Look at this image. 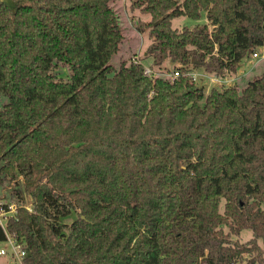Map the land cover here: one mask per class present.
<instances>
[{"label":"trees","instance_id":"obj_1","mask_svg":"<svg viewBox=\"0 0 264 264\" xmlns=\"http://www.w3.org/2000/svg\"><path fill=\"white\" fill-rule=\"evenodd\" d=\"M116 1L0 0V183L24 264H264V69L206 91L113 65ZM130 7L150 13L135 26L159 67L234 73L264 45V0ZM181 14L207 21L179 29Z\"/></svg>","mask_w":264,"mask_h":264},{"label":"rangeland","instance_id":"obj_2","mask_svg":"<svg viewBox=\"0 0 264 264\" xmlns=\"http://www.w3.org/2000/svg\"><path fill=\"white\" fill-rule=\"evenodd\" d=\"M131 0H117L114 2V7L116 11L119 13V23L121 27L123 28L124 36L122 41L120 42V48L119 50L113 54V57L111 58L110 62L114 65H119L120 59L126 58L129 59L134 54L138 55L140 59L146 64H150L155 70H162L165 71L166 69H171L173 66H171L168 59H165V62L161 65V67L157 66L152 61V56H147V47L152 40L151 36L149 35V27L145 26V30L141 31L138 27L135 26V24L140 23L144 24L147 23V21L150 19V13L143 12L139 8H131L130 7ZM206 16L203 15L200 19H193L187 15L181 14V16H176L172 18V26L178 27L179 29L182 27V25H188L192 26L194 24H197L198 22H204L206 21ZM144 26V25H143ZM211 28V26H210ZM262 46V45H261ZM261 46H258L256 48L257 56L252 57V53L250 56H247L242 61V64L237 68V70L234 73H237L238 69H242L246 72V74L254 68L253 72L250 75V78L247 79L244 83L242 81L243 78L238 84V80H236L235 84L238 85L239 88H242L250 80L256 75L263 71L264 69V50ZM252 57V58H251ZM256 65V67H255ZM207 71V70H206ZM209 72V71H208ZM228 75L233 76L234 73H231L230 71H226ZM211 73V72H209ZM225 73V71H224ZM244 74V75H246ZM166 75V74H165ZM164 75V76H165ZM243 75V76H244ZM242 77V76H241ZM240 78V77H239ZM238 78V79H239ZM202 84V81H198V85ZM206 89H208L206 87ZM5 96H2L0 98V102L4 99ZM6 181L0 183V199L7 201V202H15L16 207L18 205V202L16 201L15 197L13 198L11 194L6 190L5 185ZM26 206L29 208H33V203L29 197H25V200L23 201ZM76 216V212L71 213L70 215L66 216L63 221L65 223H69L72 221ZM233 239H239L240 241H245L252 237V230L248 228L241 229V231L238 233V235L233 234ZM2 244V241H0V245ZM247 256V254H246ZM2 258V257H1ZM3 262L7 263L6 259L3 257ZM240 263V262H239ZM236 263V264H239Z\"/></svg>","mask_w":264,"mask_h":264},{"label":"built area","instance_id":"obj_3","mask_svg":"<svg viewBox=\"0 0 264 264\" xmlns=\"http://www.w3.org/2000/svg\"><path fill=\"white\" fill-rule=\"evenodd\" d=\"M261 47H264L262 45ZM257 56V51L252 52V57ZM132 61L136 63L143 64V73L145 76H154L155 74H162L167 75L169 77H176L183 74H187L188 76L192 77V79L198 84V81H202V85L210 88L212 86L215 87H226L232 86L235 84L236 80L239 77L246 74V72L242 69H238L237 73H234L233 76L228 75L227 72H211L209 73L205 69H196V67L189 65L186 66L187 68L181 70L180 67H174L170 70H155L150 64L146 65L138 55L134 54L132 57ZM28 207V206H27ZM16 203L15 202H7L0 199V224L2 225L6 238L2 241L0 245V256L4 257L7 263L10 264H24L26 253V244L23 241L18 240L17 237L12 236L6 229V224L10 217L15 215L16 212ZM29 210L31 208L28 207Z\"/></svg>","mask_w":264,"mask_h":264},{"label":"crops","instance_id":"obj_4","mask_svg":"<svg viewBox=\"0 0 264 264\" xmlns=\"http://www.w3.org/2000/svg\"><path fill=\"white\" fill-rule=\"evenodd\" d=\"M207 21V20H206ZM263 49L262 50H264V47H262ZM256 57V56H255ZM252 58V57H251ZM253 59H254V57H253ZM169 61V60H168ZM170 62V64H172L173 62L172 61H169ZM255 67H256V65H255ZM200 69H202V67H199ZM199 68H196V69H199ZM253 70H254V68H252L246 75H244V76H242V77H240L239 79H238V84H239V82L241 81V79L243 78L244 80L242 81V83H244L247 79H249L250 78V75H251V73L253 72ZM209 89V88H208ZM208 89H206V91L208 90ZM2 256H0V263H2L3 262V257L1 258Z\"/></svg>","mask_w":264,"mask_h":264}]
</instances>
